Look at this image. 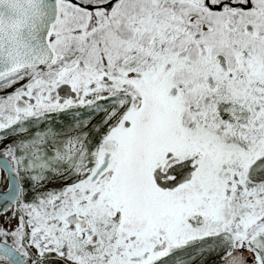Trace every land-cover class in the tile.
I'll list each match as a JSON object with an SVG mask.
<instances>
[{
  "label": "snow or ice",
  "instance_id": "obj_1",
  "mask_svg": "<svg viewBox=\"0 0 264 264\" xmlns=\"http://www.w3.org/2000/svg\"><path fill=\"white\" fill-rule=\"evenodd\" d=\"M0 264H264V0H0Z\"/></svg>",
  "mask_w": 264,
  "mask_h": 264
}]
</instances>
